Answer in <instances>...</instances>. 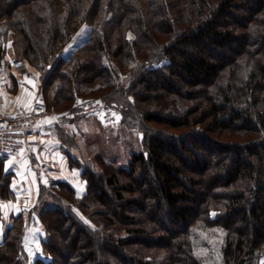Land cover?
Listing matches in <instances>:
<instances>
[{
	"label": "trees",
	"instance_id": "obj_1",
	"mask_svg": "<svg viewBox=\"0 0 264 264\" xmlns=\"http://www.w3.org/2000/svg\"><path fill=\"white\" fill-rule=\"evenodd\" d=\"M9 44L50 110L98 95L143 149L126 166L76 158L74 134L50 126L86 191L41 183L0 264H205L201 227L222 231V264L264 255V0H0V65ZM13 178L0 161V200Z\"/></svg>",
	"mask_w": 264,
	"mask_h": 264
},
{
	"label": "rangeland",
	"instance_id": "obj_2",
	"mask_svg": "<svg viewBox=\"0 0 264 264\" xmlns=\"http://www.w3.org/2000/svg\"><path fill=\"white\" fill-rule=\"evenodd\" d=\"M8 53H10V55L14 57L10 44L7 47V55ZM7 55L0 65V93L4 85V76H6L5 78H7L8 80L10 79L11 87L16 88V86L13 84V76H8L7 68L13 65L14 67L18 68L20 65H16L18 63H13L14 61L12 60V58L11 61L7 59ZM23 73H25V71ZM15 77L16 76H14V78ZM16 89H18V87ZM38 95L42 94L36 91V93H34L32 96V102ZM81 99H93L96 101L103 102L105 109L112 113L113 121L107 122L101 114L85 112L80 105ZM132 100L133 97H131V101ZM23 104L24 105L21 107V109L29 107L27 106L29 104V101L28 103L23 102ZM74 107L77 109L76 112L62 111V114H60V111L57 112L52 110L56 117L63 116L67 121H69V124L65 125V128L68 130V132L74 134V138L77 142V147L73 148L70 151V153H72L74 157L79 158L82 154V156L86 159H94L97 156H100L106 161L113 162L117 166H126L128 165L131 159L132 153H137L143 149L142 132L138 129L136 125L131 124L132 121L130 122V125L128 122L124 123L122 120L123 115L115 107L108 106L102 97L98 95L91 97H82L75 102ZM0 108L2 109L1 98ZM128 119H130V117H128ZM25 152L23 153L20 160L25 155ZM23 161L24 160H22V162ZM69 168L78 169V172H80L81 179L85 183L84 189L81 190L83 186H80L81 188L78 189L77 186H74L72 183L69 182L73 187L77 189V196L81 197L85 193L87 188V181L82 176V168L76 166ZM57 182L58 181H54V183L52 184H56ZM15 184L16 186L14 188L20 187L22 191H20L17 195V190L13 189L14 197L19 198L20 204L23 207L22 210L29 211L30 209H32V205H34L37 201L39 190L37 192H31L28 191L24 185L21 186L19 182H16ZM33 225L36 227H34ZM43 235L44 231L42 230L39 221H35V224H32L30 226L26 236V248L31 256V262L34 261L37 257H43L41 246V239ZM222 244L223 234L220 229H205L201 227L198 230L197 251L200 257L205 262V264H222ZM254 264H264V255L257 259Z\"/></svg>",
	"mask_w": 264,
	"mask_h": 264
},
{
	"label": "crops",
	"instance_id": "obj_3",
	"mask_svg": "<svg viewBox=\"0 0 264 264\" xmlns=\"http://www.w3.org/2000/svg\"><path fill=\"white\" fill-rule=\"evenodd\" d=\"M12 55L8 53L7 59L11 61ZM8 69V76L13 75L18 79V91L12 92L13 87L10 85V79L8 80L4 76V85L0 93L1 107L6 112H15L21 109L24 105L23 102L29 101L27 106L30 107L32 103V96L37 91V79L35 76H28L25 73L19 72L16 67L11 66ZM7 71V70H6ZM31 96V97H30ZM28 97V98H27ZM44 127L49 132L50 126L55 124H61L63 126L68 125L69 121L63 116H58L50 121ZM51 132V131H50ZM50 137L46 139L42 144L30 145L26 148L25 155L20 160L19 158H4L0 157V161L3 164V171L12 172L14 174L13 181L11 183L12 189L17 190V195L20 191L19 188H14L16 182L20 185H24L28 191L37 192L40 184L51 185L54 181L65 180L77 186H83L85 183L82 181L80 172L78 169H70L68 156L63 149V145L60 140L50 133ZM22 160H24L22 162ZM25 190V189H24ZM0 205L3 213V218L0 220V240L4 236V232L9 225L11 216L18 214L22 210L19 198L0 200ZM34 205H32L33 207ZM35 221H39L37 217ZM35 224V222H34ZM38 225V223H37ZM34 226V225H33ZM36 227V226H34Z\"/></svg>",
	"mask_w": 264,
	"mask_h": 264
},
{
	"label": "built area",
	"instance_id": "obj_4",
	"mask_svg": "<svg viewBox=\"0 0 264 264\" xmlns=\"http://www.w3.org/2000/svg\"><path fill=\"white\" fill-rule=\"evenodd\" d=\"M80 105L85 112L113 121L112 113L101 101L81 99ZM55 117L43 95H38L30 107L15 112L0 108V157L20 159L28 146L42 144L50 137L44 127Z\"/></svg>",
	"mask_w": 264,
	"mask_h": 264
}]
</instances>
